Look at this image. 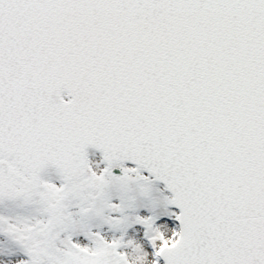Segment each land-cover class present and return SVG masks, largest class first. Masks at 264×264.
I'll return each instance as SVG.
<instances>
[{
	"label": "snow or ice",
	"instance_id": "snow-or-ice-1",
	"mask_svg": "<svg viewBox=\"0 0 264 264\" xmlns=\"http://www.w3.org/2000/svg\"><path fill=\"white\" fill-rule=\"evenodd\" d=\"M0 264H264V0H0Z\"/></svg>",
	"mask_w": 264,
	"mask_h": 264
}]
</instances>
